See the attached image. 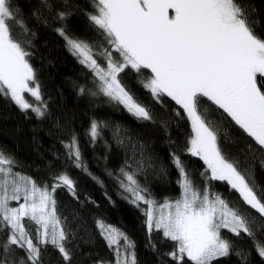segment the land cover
Returning a JSON list of instances; mask_svg holds the SVG:
<instances>
[{
  "label": "snow or ice",
  "instance_id": "6c2138e0",
  "mask_svg": "<svg viewBox=\"0 0 264 264\" xmlns=\"http://www.w3.org/2000/svg\"><path fill=\"white\" fill-rule=\"evenodd\" d=\"M52 7L50 0H40L41 9ZM39 12L33 13L37 20ZM254 13L245 0H93L87 16L99 34L95 41L70 38L64 28H57L91 76L90 85L79 86L78 95L105 97L137 121L155 123L151 109L124 82L131 75L154 102L163 105L170 98L175 116L190 125L182 151L207 166L200 173L204 187L195 183L181 155L172 151L180 195L162 203L150 198L138 179L147 168L157 167L158 158L147 145L133 143L127 129L106 121L93 119L86 133L96 144L111 128L120 146L134 149L108 175L116 180L123 199L138 208L146 206L150 241L155 231L161 242H171L169 252L151 243L160 264H214L230 254L246 262L251 251L264 261V189L258 190L249 160V155L256 159V151L264 157V32L258 31L260 21ZM68 14L66 9L55 13L60 21ZM17 32H31L18 0H0V97L22 112L44 118L48 104L29 62L31 39H18ZM226 129L247 142L251 151L243 158L225 154ZM61 143L66 164L91 175L76 134ZM259 163L264 168V158ZM17 167L15 157L0 148V264H42V251L49 247L71 264L74 233L68 218L57 211L55 193L67 189L79 200L76 182L63 171L50 177L51 184L39 183ZM158 172L167 175L163 165ZM211 181H226L238 193L241 206L230 205L212 191ZM96 227L113 256L96 264H137L135 242L125 232L100 219ZM244 239L251 242V250L238 248Z\"/></svg>",
  "mask_w": 264,
  "mask_h": 264
},
{
  "label": "trees",
  "instance_id": "16d2710c",
  "mask_svg": "<svg viewBox=\"0 0 264 264\" xmlns=\"http://www.w3.org/2000/svg\"><path fill=\"white\" fill-rule=\"evenodd\" d=\"M50 3L53 6L51 9H41L40 0H18L31 32L16 33L18 39H31L27 47L31 53L29 62L48 104V114L38 118L30 110L22 112L9 100L0 97V148L15 157L18 163L16 171L39 183L51 184L50 177L63 171L76 182L79 200L74 199L67 189H57L55 193L57 211L68 218L67 223L74 233L71 264H96L97 260L113 259L106 241L99 235L96 227L98 219L119 228L135 242L137 264H160L151 243H155L160 252H169L173 250L171 242H161L155 231L150 241L143 215L146 206L141 204L138 208L123 199L116 180L108 175L109 171L119 169L125 159L133 155L134 149L127 145L120 146L113 138L111 128L103 133V138L96 144L89 142L86 133L93 119L106 121L109 125H120L127 129L133 143L139 140L147 145L154 158H158L157 167L147 168L138 179L149 189L150 198L162 203L166 198L174 200L180 195L178 171L170 158L172 151L181 155L195 183L201 189L204 187L205 177L200 173L207 166L198 157L182 151L190 135V125L175 116L174 102L170 98L163 105L154 102L147 90L131 75L124 82L139 102L151 109L155 123L137 121L122 106L108 103L105 97L78 95L79 86L90 85L91 76L89 70L72 55L57 28H64L70 38L90 43L95 41L99 34L87 16L88 12L93 11V0H68L67 5L64 0H50ZM245 3L255 9L254 14L260 21L258 31L264 32V0H245ZM37 9H40L39 20L33 15ZM64 9L69 14L60 21L55 13ZM72 133L78 137L82 158L91 175L65 162V149L61 141L67 142ZM226 133L223 145L226 155L243 158L245 153L251 151L247 142L237 137L231 129H226ZM104 141H107V145ZM255 156L256 159L251 160L249 155V160L253 164L254 179L259 190L264 189V168L259 163L264 157L259 151L255 152ZM159 165L167 169V175L158 172ZM93 176L102 181V185ZM210 183L211 190L220 193L230 205L241 206L238 193L226 181ZM250 211L258 216L255 210ZM238 248L249 251L252 245L244 239L238 242ZM41 257L42 264H65L60 254L51 247L47 252L42 251ZM165 259L170 261V258ZM214 264H264V261L255 251H251L246 262L230 254Z\"/></svg>",
  "mask_w": 264,
  "mask_h": 264
},
{
  "label": "rangeland",
  "instance_id": "374dc122",
  "mask_svg": "<svg viewBox=\"0 0 264 264\" xmlns=\"http://www.w3.org/2000/svg\"><path fill=\"white\" fill-rule=\"evenodd\" d=\"M13 206H16V202H12ZM121 244H123V241H121Z\"/></svg>",
  "mask_w": 264,
  "mask_h": 264
}]
</instances>
